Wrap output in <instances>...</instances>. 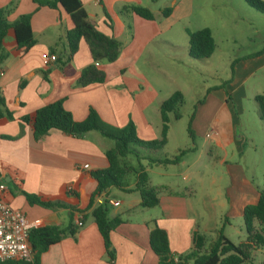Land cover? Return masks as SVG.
<instances>
[{
    "label": "crops",
    "instance_id": "0c3cea01",
    "mask_svg": "<svg viewBox=\"0 0 264 264\" xmlns=\"http://www.w3.org/2000/svg\"><path fill=\"white\" fill-rule=\"evenodd\" d=\"M82 2L89 21L122 43L121 53L114 62L94 61L90 46L84 40L69 57L67 31L72 22L62 10L39 6L33 0H0V9L7 11L9 21L22 14H32L36 39V44L25 54L11 53L0 65V94L14 116L0 123V182L8 187L5 198L9 205L23 211L30 220H40L37 228L57 226L67 230L58 243L42 254L40 264H159L160 258L150 244V233L155 227L166 231L175 260L192 250L195 233L204 234L209 245L223 227L224 234L233 241L227 227L232 226V220L243 218L246 205L258 201L260 186L247 175L244 165L228 164L236 162L235 155L243 154L244 139L237 136L238 120L232 115L227 92L221 88L210 91L195 107L190 119L194 145L182 149L176 144L172 153L167 150L176 139L175 118L170 113L167 145L158 150L136 147L135 160L122 159L128 169L127 188H134L139 172L148 174L149 186L159 197L154 207H143L138 191L116 187L97 195L92 206H88L97 187L91 172L109 166L104 146L110 141L96 131L80 137L58 129L36 140L31 128L20 120L62 100L75 121L85 120L93 108L111 126L123 128L132 121L142 140L161 138L160 106L174 92L183 94L177 87V74H189L181 66L184 62L186 67L189 56L187 30L202 29L189 25L197 2ZM125 5L147 7L154 19L122 11ZM167 7L172 11L165 16L162 10ZM105 11L110 19L106 18ZM8 41L12 38L8 37ZM43 52L55 53L58 61H45ZM90 65L104 72L105 81L84 87L78 85L83 70ZM226 113L231 118L219 120ZM196 135L201 138L197 144ZM208 142L225 151L218 160L220 165H227L225 177L210 169L211 159L206 162L212 153L211 147H206ZM181 150L187 152L174 161ZM181 174L192 183L191 187L182 189L178 182ZM25 193L59 202L63 207L31 205ZM116 201L120 202L117 206L113 204ZM106 203L108 217L121 219L110 234L113 258L92 215L93 208ZM74 227L75 234L71 231ZM240 233H243L241 229ZM263 250L264 247L255 250L249 264H264V260L258 263L255 259L257 252Z\"/></svg>",
    "mask_w": 264,
    "mask_h": 264
},
{
    "label": "trees",
    "instance_id": "16d2710c",
    "mask_svg": "<svg viewBox=\"0 0 264 264\" xmlns=\"http://www.w3.org/2000/svg\"><path fill=\"white\" fill-rule=\"evenodd\" d=\"M39 6L59 9L70 16L72 27L67 31V42L69 57L79 49L82 40L86 41L92 52L94 61L111 63L118 59L122 43L113 36L101 32L88 18V13L82 0H33ZM246 2L264 13V2L261 0H246ZM122 11H132L146 19H154L152 11L144 6L125 5ZM172 8L162 10L165 16L169 15ZM106 18L110 19L105 11ZM32 14H22L16 20L9 21L7 11L0 9V65L11 53L25 54L36 44L32 29ZM188 54L193 59L206 60L216 50V41L210 28L199 30H187ZM8 37L12 41H8ZM264 49L257 53L260 55ZM105 81L104 72L98 70L95 65L85 68L79 78L78 85L87 86L91 83H102ZM256 100L264 109V95H258ZM184 102V96L180 91L174 92L160 106L162 118L161 138L156 140H142L131 121L123 128L114 127L105 123L96 110L91 108L88 116L83 121H75L71 112L58 100L48 104L30 114L20 118L29 126L36 140L41 139L52 129L61 130L74 136H86L96 131L110 141L104 146L109 166L91 172V176L97 181L96 190L91 194L88 206H92L94 199L100 193L110 187H116L124 191H138L141 195L143 207H154L159 202L158 192L149 186V177L145 171L139 172L134 188H127L125 176L128 173L122 163V159L130 155L138 157L136 147L158 150L168 143V131L170 127L169 114L173 113L175 119L180 118L179 107ZM14 119L13 113L6 108V101L0 94V123ZM191 122H189V128ZM189 130V129H188ZM191 136L192 133H190ZM187 150H181L174 161L185 154ZM27 201L31 205H42L48 208H62L63 204L42 200L35 194L25 193ZM108 205L100 204L93 208L92 215L105 242L110 257L114 252L110 250V234L121 222L120 218L110 219L108 217ZM243 221L246 231L244 241L233 242L224 234V228L218 230L217 238L207 244L204 234L195 233L193 237V248L185 255L175 260L172 257L165 230L155 227L150 233V244L154 252L159 256V264H249L253 261V252L264 247V187L259 188V198L254 204H248L243 210ZM67 230L57 226L35 228L30 232V244L32 247L34 264H40L42 254L50 246L58 243ZM75 234L77 228H73ZM15 264H27L17 262Z\"/></svg>",
    "mask_w": 264,
    "mask_h": 264
},
{
    "label": "rangeland",
    "instance_id": "374dc122",
    "mask_svg": "<svg viewBox=\"0 0 264 264\" xmlns=\"http://www.w3.org/2000/svg\"><path fill=\"white\" fill-rule=\"evenodd\" d=\"M195 2V14L189 25L210 28L216 41V50L208 60L188 56L186 67L184 62L181 63L189 74H177V87L183 91L184 102L178 109L180 118L174 119V114L171 115L176 139L167 150L172 153L176 144L182 149L194 145L193 136L190 135H194V128H189V122L195 107L198 101H203L210 91H216L219 87L227 92L232 115L238 120L237 136L244 139L243 154L235 155L236 162L228 164L233 167L237 163L244 165L247 175L263 188L264 109L256 97L264 95V51L257 55L264 49V13L250 6L246 0ZM230 118V113L219 116V120ZM194 139L197 144L201 138L196 135ZM206 147L212 149L206 161L208 164L211 159L210 169L225 177L227 165L218 163L219 158L225 154L224 149L209 142ZM128 158L135 160L133 155ZM178 182L182 189L192 184L184 179V174L178 177ZM197 187L202 194L201 186ZM231 224L227 227L228 233L235 243H239L246 234L243 218L234 219ZM240 229L243 233H240ZM255 259L258 263L262 262L264 250L257 252Z\"/></svg>",
    "mask_w": 264,
    "mask_h": 264
},
{
    "label": "built area",
    "instance_id": "2783aa9c",
    "mask_svg": "<svg viewBox=\"0 0 264 264\" xmlns=\"http://www.w3.org/2000/svg\"><path fill=\"white\" fill-rule=\"evenodd\" d=\"M41 56L45 61H58L55 53L43 52ZM68 189L71 190V186ZM7 190L6 183L0 182V264H34L29 238L30 232L40 225V220H30L23 211L11 207L5 198ZM113 204L117 206L120 202Z\"/></svg>",
    "mask_w": 264,
    "mask_h": 264
}]
</instances>
